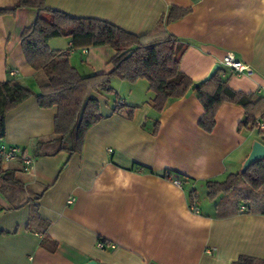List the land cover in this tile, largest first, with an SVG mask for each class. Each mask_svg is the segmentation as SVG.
Returning <instances> with one entry per match:
<instances>
[{
	"label": "crops",
	"instance_id": "obj_1",
	"mask_svg": "<svg viewBox=\"0 0 264 264\" xmlns=\"http://www.w3.org/2000/svg\"><path fill=\"white\" fill-rule=\"evenodd\" d=\"M44 1L70 17L151 36L171 7L186 9L185 16L161 28L185 46L180 71L201 83L219 64L229 88L262 97L252 113L257 117L264 111V0ZM15 4L0 0V10ZM36 15L32 8L0 15V83L15 79L39 93L36 70L21 46V34ZM63 39L56 50L69 48L70 40ZM227 52L251 73L237 76L223 67ZM113 54L109 46L80 48L71 52L69 62L82 77L107 74ZM111 86L113 94L92 95L103 119L85 133L79 152L68 154L56 143L37 145L52 137L56 108H40L31 97L5 115L0 145L20 148L34 163L33 174L27 175L19 161L0 160V264L264 260V208L242 202L220 214L221 197L208 201L204 187L205 181L221 182L239 170L251 143L260 141L255 126L239 129L242 107L222 103L208 121L204 103L187 92L157 113L145 80L112 78ZM203 88L212 92L215 84L209 81ZM165 171L179 176L163 177ZM191 190L197 193L193 203ZM34 211L38 221L31 218Z\"/></svg>",
	"mask_w": 264,
	"mask_h": 264
},
{
	"label": "trees",
	"instance_id": "obj_2",
	"mask_svg": "<svg viewBox=\"0 0 264 264\" xmlns=\"http://www.w3.org/2000/svg\"><path fill=\"white\" fill-rule=\"evenodd\" d=\"M19 8H32L38 15L34 23L21 34V46L27 64L36 70V84L41 89L35 93L15 79L0 83V140L5 135V115L17 105L35 98L40 108H56L53 135L47 141L37 142L39 147L56 143L60 150L68 154L79 152L85 133L96 122L103 119L99 103L93 93L113 94L111 79L135 82L145 80L152 92L151 106L160 113L168 103L180 99L187 92L194 93L206 109L204 119L210 121L222 103L236 104L244 110V119L239 129L255 126L256 121L264 123V111L259 116L252 113L253 107L262 97L255 93L234 91L228 87L227 80L221 77V70L209 80L215 84L212 92L204 90V83H194L179 69V62L185 50L176 38L171 37L162 26L186 15V9L171 7L165 19L157 24V34L134 35L110 23L89 18H74L63 12L46 7L44 0H16L11 10H0V15L14 12ZM67 38L70 46L66 50L48 47L50 38ZM109 46L113 56L109 61L112 70L107 74H93L82 77L69 62L75 49ZM207 81V82H209ZM119 112L120 108H116ZM261 144H264V131H258ZM71 143L67 146V141ZM174 174L163 172V177ZM175 176H179L174 174ZM242 184L251 192L264 190V160L255 162L243 174H228L221 182L205 181L208 201L214 202L229 194L236 185ZM189 202L197 199L195 190L188 192ZM249 199L243 198L247 203ZM243 209L246 206H241ZM250 208V207H249ZM35 210V209H34ZM33 212L32 220L38 221ZM264 213V211H262ZM232 264H264L247 256H239Z\"/></svg>",
	"mask_w": 264,
	"mask_h": 264
},
{
	"label": "built area",
	"instance_id": "obj_3",
	"mask_svg": "<svg viewBox=\"0 0 264 264\" xmlns=\"http://www.w3.org/2000/svg\"><path fill=\"white\" fill-rule=\"evenodd\" d=\"M220 64L237 76L251 73L249 67L242 63V61L240 62L237 60L231 52H227L224 55ZM255 127L258 130L264 131V123L256 121ZM0 160L3 162L19 161L25 174H33V157L18 147L6 146L4 144L0 145ZM174 185L180 186L178 181H174ZM242 209L241 207V210ZM102 245L103 244L100 243L98 246L102 247Z\"/></svg>",
	"mask_w": 264,
	"mask_h": 264
},
{
	"label": "rangeland",
	"instance_id": "obj_4",
	"mask_svg": "<svg viewBox=\"0 0 264 264\" xmlns=\"http://www.w3.org/2000/svg\"><path fill=\"white\" fill-rule=\"evenodd\" d=\"M64 44V39L62 37L60 38H50L48 41V47L50 49H59ZM237 171H232L233 173H238ZM201 195V194H200ZM249 199L247 201L248 206H250L252 209L260 210L264 208V190H261L257 193L251 192L249 189L246 188V186L239 184L236 185V187L227 195L221 197L219 199L222 200V202L219 204L218 212L225 213L229 211L230 209L235 208L238 206V204L243 202V198ZM202 204V198L199 197V205ZM206 204V201H204V206ZM206 209V207H204Z\"/></svg>",
	"mask_w": 264,
	"mask_h": 264
},
{
	"label": "water",
	"instance_id": "obj_5",
	"mask_svg": "<svg viewBox=\"0 0 264 264\" xmlns=\"http://www.w3.org/2000/svg\"><path fill=\"white\" fill-rule=\"evenodd\" d=\"M218 69H219V64H216L212 68L210 73L206 77H204L205 79H203L201 81V83L209 81L216 74ZM259 160H264V144H261L260 141L254 140L251 143V148H250V151H249L247 157L244 158V161L241 164V167L238 171V174L239 175L243 174L249 167H251L255 162H257ZM86 264H96V262L95 261H89ZM150 264H154V263H150Z\"/></svg>",
	"mask_w": 264,
	"mask_h": 264
}]
</instances>
